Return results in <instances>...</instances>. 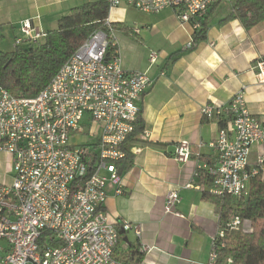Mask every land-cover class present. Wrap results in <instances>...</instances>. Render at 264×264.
I'll list each match as a JSON object with an SVG mask.
<instances>
[{"label":"built area","instance_id":"2783aa9c","mask_svg":"<svg viewBox=\"0 0 264 264\" xmlns=\"http://www.w3.org/2000/svg\"><path fill=\"white\" fill-rule=\"evenodd\" d=\"M105 1L109 14L124 4L149 13L172 8L194 36L220 0ZM109 14L38 94L14 95L0 86V153L11 161V181L0 180V264H147L145 257L135 263L116 256L117 225L105 205L109 183L116 195L124 193L117 163L125 157L123 145L135 129L139 102L154 80L147 72L125 69ZM21 32L17 45L46 35L30 20L22 23ZM158 57L151 51L149 61L154 64ZM255 69L257 82L264 83V57ZM202 113L225 125L215 139L199 144L212 149L213 160H202L197 168L212 180V192L248 197L252 177L263 171L250 167L249 156L254 144L264 142V121L248 109L244 89L228 107L207 104ZM82 134L96 141L72 142ZM175 158H191L188 140L176 144ZM257 163L263 165L264 156ZM180 201L179 192H170L165 211L180 215ZM239 223L235 217L227 226ZM122 227L141 235L128 221ZM224 235L221 226L213 239L212 261L217 260L216 238Z\"/></svg>","mask_w":264,"mask_h":264},{"label":"crops","instance_id":"0c3cea01","mask_svg":"<svg viewBox=\"0 0 264 264\" xmlns=\"http://www.w3.org/2000/svg\"><path fill=\"white\" fill-rule=\"evenodd\" d=\"M93 1L97 0H0V32L13 34L15 42L22 36V23L30 20L46 33L72 8ZM235 2L220 4L209 20L206 39L194 47L189 46L191 25L181 23L172 8L149 13L124 4L109 14L112 23L122 26L116 35L124 67L147 72L154 80L139 102L148 136L140 134L132 146L134 165L120 174L124 193L116 195L109 183L105 205L113 223L122 226L128 221L141 230L140 237L126 230L117 250L134 246L147 264H231L211 260L221 223L214 204L203 199L207 176L197 164L213 160L212 149L199 144L215 139L219 128L217 119L203 115L205 105L228 107L234 94L244 89L248 109L264 121V83L257 82L255 69L264 57V21L250 29L238 20L220 24ZM151 51L159 55L154 64L149 61ZM176 53L180 55L171 63ZM89 138L96 141L95 136ZM183 139L196 153L186 162L175 158V146ZM262 156L264 142L254 144L250 167L264 172V163H257ZM172 191L181 196L180 215L165 211Z\"/></svg>","mask_w":264,"mask_h":264},{"label":"trees","instance_id":"16d2710c","mask_svg":"<svg viewBox=\"0 0 264 264\" xmlns=\"http://www.w3.org/2000/svg\"><path fill=\"white\" fill-rule=\"evenodd\" d=\"M223 1L214 3L201 19V28L194 33L192 47L206 39L209 20ZM108 14L105 0L86 2L61 16L57 27L48 30L39 41L15 44L11 51L0 50V86L14 95L38 94L87 37L104 26ZM233 20H238L245 29L263 22L264 0H236L230 12L219 23ZM112 26L115 30L122 29L119 23H112ZM179 55L180 53L173 54L170 62L176 61ZM224 125V121L219 123V127ZM144 130L145 121L140 108L135 129L123 145L125 157L117 163L119 174L133 167L135 156L132 146L140 141L139 136ZM195 155V151L191 149V157ZM211 186L212 180L207 178L208 188L203 191V199L214 204L225 231L224 237L216 238V262L225 263L231 258V264H264V172L260 170L252 177L250 192L246 198L214 193L210 190ZM235 217H239L240 223L228 227V223ZM117 231L118 247L124 240L126 231L120 225H117ZM115 254L120 259L135 263L144 258V253L134 246H130L125 252L116 248Z\"/></svg>","mask_w":264,"mask_h":264},{"label":"rangeland","instance_id":"374dc122","mask_svg":"<svg viewBox=\"0 0 264 264\" xmlns=\"http://www.w3.org/2000/svg\"><path fill=\"white\" fill-rule=\"evenodd\" d=\"M14 47H15L14 35L8 33L7 31L0 32V50L11 51L12 49H14ZM89 139H90L89 135L82 134L73 137L72 142L73 143H77L79 141L84 142V141H88ZM9 160L10 158L6 154L0 153V180H6L8 182L11 181V174L8 173V171L6 170L7 167L10 169ZM130 235L132 236V234Z\"/></svg>","mask_w":264,"mask_h":264},{"label":"water","instance_id":"95a60500","mask_svg":"<svg viewBox=\"0 0 264 264\" xmlns=\"http://www.w3.org/2000/svg\"><path fill=\"white\" fill-rule=\"evenodd\" d=\"M127 239V238H126Z\"/></svg>","mask_w":264,"mask_h":264}]
</instances>
